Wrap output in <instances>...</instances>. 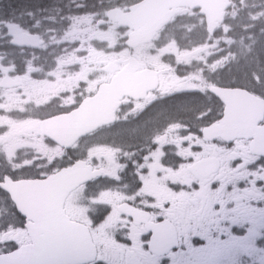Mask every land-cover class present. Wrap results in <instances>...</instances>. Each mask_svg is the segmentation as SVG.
Listing matches in <instances>:
<instances>
[{"label": "snow or ice", "instance_id": "snow-or-ice-1", "mask_svg": "<svg viewBox=\"0 0 264 264\" xmlns=\"http://www.w3.org/2000/svg\"><path fill=\"white\" fill-rule=\"evenodd\" d=\"M145 4L0 0V264H152L171 242L153 207L264 181V150L232 135L241 109L264 107V27L238 48L228 28L202 46L163 29L149 43ZM117 10L131 22L114 35ZM118 227L131 245L105 231Z\"/></svg>", "mask_w": 264, "mask_h": 264}, {"label": "flooded vegetation", "instance_id": "flooded-vegetation-1", "mask_svg": "<svg viewBox=\"0 0 264 264\" xmlns=\"http://www.w3.org/2000/svg\"><path fill=\"white\" fill-rule=\"evenodd\" d=\"M264 125V124H263ZM241 145L239 151H248L249 144ZM251 171L254 170L250 169ZM223 190L221 191V187ZM195 187L198 188V185ZM213 191L220 192L218 197L206 201L202 197H196L192 190L188 189V197L183 203L179 200L175 213L169 214V209L153 207L149 215L153 217V223L166 224L167 229L175 231L177 249L166 251L167 257L158 258L152 264H215L217 255L229 253L233 240L242 243L243 250H247V240L262 237L264 228V181L247 176L224 184L217 181L212 186ZM74 206V201L69 198L65 205V211ZM169 205L165 204V207ZM98 209L92 210L89 216L91 227L98 231L102 224L98 225L93 216ZM106 233L120 245H131V233L129 230L118 227L106 229ZM155 229H149L141 235L140 240L145 248L153 239ZM239 233V234H238ZM243 239V241H242ZM256 247H251L257 248ZM260 250H263L259 247Z\"/></svg>", "mask_w": 264, "mask_h": 264}, {"label": "water", "instance_id": "water-1", "mask_svg": "<svg viewBox=\"0 0 264 264\" xmlns=\"http://www.w3.org/2000/svg\"><path fill=\"white\" fill-rule=\"evenodd\" d=\"M230 0H163L160 4H146L144 6L137 5V9L141 7H149L151 11L144 17L142 27L139 31L144 32V39L150 42L156 33L166 26L177 13L178 8L190 7L191 9H200L206 14L208 31L214 35L219 24L224 23L226 11L231 7ZM135 12L136 9H133ZM111 21L116 23H129L130 14L121 11H115L111 14ZM259 107L248 106L241 109L239 113V122L235 126L232 135L236 138L253 139L255 149L260 146V142H264V136L261 134L258 119ZM264 146V145H263Z\"/></svg>", "mask_w": 264, "mask_h": 264}, {"label": "trees", "instance_id": "trees-1", "mask_svg": "<svg viewBox=\"0 0 264 264\" xmlns=\"http://www.w3.org/2000/svg\"><path fill=\"white\" fill-rule=\"evenodd\" d=\"M15 2L26 3L29 0H15ZM129 2H134V0H125L123 3ZM233 4L226 24L227 26H233L231 30L236 33V38L247 37L249 32L259 35V29L264 27V0H233ZM253 16L256 19H252ZM191 17L190 20L186 21V26L192 27L193 32L185 39L193 42L195 45H203L207 37L205 25L201 24L200 16L197 14H192ZM252 25H255V28L251 27ZM245 27H247V32L243 31ZM244 43L250 44L251 42L245 39ZM238 47L239 45L234 46V48ZM0 49L2 48L0 47ZM0 53H2V50H0Z\"/></svg>", "mask_w": 264, "mask_h": 264}, {"label": "rangeland", "instance_id": "rangeland-1", "mask_svg": "<svg viewBox=\"0 0 264 264\" xmlns=\"http://www.w3.org/2000/svg\"><path fill=\"white\" fill-rule=\"evenodd\" d=\"M111 27H112L113 34L115 35L116 34V26H111ZM232 27L233 26H227L226 27V28L230 29V31L228 32V35H230L232 33V30H231ZM169 30H174V33L169 31ZM169 30L165 32L166 36H173L174 35V39L179 38L180 40L184 39V37L186 36L185 32H187V28H185V26H180V24H175L174 26H171V28ZM223 30H224V28L220 31V33H222ZM185 40H187V39H185ZM187 42H189V41L187 40ZM174 43H176V42H174ZM238 43L239 42H237V44ZM242 258H243L242 255H239V254L233 252L232 254L222 255L221 259L218 260L217 262H215V264H239L242 261ZM262 258H263L262 264H264V254L262 255ZM257 260H258V258H256V255H253L252 256V264H256Z\"/></svg>", "mask_w": 264, "mask_h": 264}]
</instances>
